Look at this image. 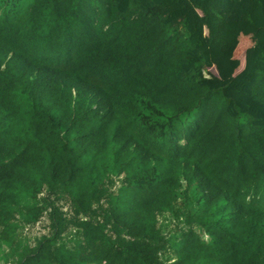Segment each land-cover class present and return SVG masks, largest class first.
<instances>
[{
	"label": "trees",
	"instance_id": "obj_1",
	"mask_svg": "<svg viewBox=\"0 0 264 264\" xmlns=\"http://www.w3.org/2000/svg\"><path fill=\"white\" fill-rule=\"evenodd\" d=\"M0 264H264V0H0Z\"/></svg>",
	"mask_w": 264,
	"mask_h": 264
},
{
	"label": "rangeland",
	"instance_id": "obj_2",
	"mask_svg": "<svg viewBox=\"0 0 264 264\" xmlns=\"http://www.w3.org/2000/svg\"><path fill=\"white\" fill-rule=\"evenodd\" d=\"M252 33L253 31L247 32L241 39L240 46L238 47L236 51V58L243 60L249 54L252 55L254 53V50L251 51L252 49L255 48V43L252 40ZM48 224H49L48 219L43 218L39 224H37L34 227L29 228L28 235L31 237H35V236H40L41 234L47 233Z\"/></svg>",
	"mask_w": 264,
	"mask_h": 264
}]
</instances>
